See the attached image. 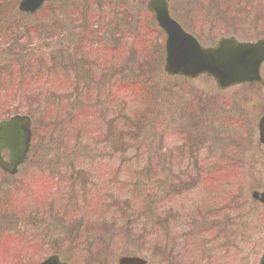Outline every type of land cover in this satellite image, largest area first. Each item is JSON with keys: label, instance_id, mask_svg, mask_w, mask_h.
Returning a JSON list of instances; mask_svg holds the SVG:
<instances>
[{"label": "rangeland", "instance_id": "374dc122", "mask_svg": "<svg viewBox=\"0 0 264 264\" xmlns=\"http://www.w3.org/2000/svg\"><path fill=\"white\" fill-rule=\"evenodd\" d=\"M125 1L131 21L140 25L141 19L148 17L145 12L148 0ZM170 2L177 22L198 35L206 45L224 33H231L240 40L253 38L262 31L264 24V0ZM57 3L56 8L60 11L55 12L54 18H58L59 13L62 16L70 14V18L74 15L72 6L68 7L60 0ZM119 4L120 1L115 0L114 7H120ZM110 8L86 1L82 3L81 10L97 15ZM118 16H122V12ZM11 17L29 27L38 22V16L15 14ZM14 27L15 24H11L10 32ZM14 34L11 32L5 36L13 42L9 37ZM148 37L151 45L145 43L143 50L139 48L136 59L129 58L132 50L125 46L122 57L113 62V74H118L121 79L119 84L124 86L123 109L120 107L119 114L123 111L126 114L127 111L128 117L133 118L139 106L143 110L137 114L142 121V130H138L133 139L125 138L124 151H116L111 145L108 146L114 151L108 148L106 145L110 141L105 128L94 121L89 129L93 133L89 143L85 132L81 135L70 130L68 120L63 125L70 138L66 139L67 143L63 142L65 146L43 139L45 142L38 153L30 154L37 160H30V164L27 162L22 168L32 172L26 179L28 188L16 186L19 178L12 181L10 219L5 220V214L0 213V229L8 233L9 239L13 236L20 243L11 245V248L26 252V255L10 257V250L7 254L0 252V264H36L51 253H57L68 264H116V258L122 254L144 257L148 264H160L159 261L163 264L258 263L264 252V205L252 201L250 194L253 190L264 189V144L259 142L256 129L258 119L264 114V86L252 84L219 91L214 82L205 76L190 81L167 77L162 71L163 56L156 61L160 64L150 63V68L143 64L155 62L153 56L157 41ZM3 52L4 48H0V55ZM62 52L58 50V53ZM157 52L163 54V50ZM58 53L56 56H60ZM11 62L13 58L7 63ZM0 74L15 76L3 63H0ZM21 74L22 80L29 77L28 73ZM261 75L264 79V65ZM32 77L34 81L21 83L17 80L9 89L11 93L19 91L22 102L27 99L29 105L21 107L12 101L13 105L8 106L7 112L23 113L30 107L34 111L36 107L49 104L44 95L34 98V101L25 97L30 96L28 89H32L34 94L50 88L48 84L38 82L35 75L29 78ZM141 86H147L143 93ZM117 112L113 109L110 116L118 117ZM36 118L38 115L34 114L33 120ZM31 126L39 130L35 121ZM77 135L80 137H75ZM193 151L199 153V157L209 159L207 163L215 159L220 169V176L201 181L204 188L194 190L183 199L193 204L204 199L207 205H211V209L202 206L205 212H209L204 219L199 212L195 219H191L199 225L198 241L187 237L184 239L187 241L177 243L172 249L161 236L156 247L154 243L148 245L147 238L139 244L136 240L138 232H148L147 228H140V223L149 217L150 205L144 196L148 194L151 175L168 164L170 160H165L170 156ZM70 160L87 175L72 177V183L87 179L85 185L79 186L77 182L78 185L73 183L70 186V178L59 171V166ZM172 162L180 163V160ZM61 169L64 170L63 167ZM41 181H45L43 186ZM30 185L35 187L29 188ZM74 195L79 201L73 198ZM123 201L125 203L122 204ZM122 206L125 217L119 211ZM22 207L27 209L19 213ZM139 214L142 216L139 223L131 221L128 225L129 218L132 215L139 217ZM82 235L89 240L94 237L97 240L93 241V245L87 242L86 247V239ZM39 239H43L42 250L37 251L28 245ZM232 241L236 243L234 248L230 247L229 242ZM228 243L227 249H220ZM199 246L203 249L200 250ZM89 252L98 255L91 258ZM176 254L181 257H175ZM154 255L157 261H154Z\"/></svg>", "mask_w": 264, "mask_h": 264}, {"label": "trees", "instance_id": "16d2710c", "mask_svg": "<svg viewBox=\"0 0 264 264\" xmlns=\"http://www.w3.org/2000/svg\"><path fill=\"white\" fill-rule=\"evenodd\" d=\"M62 1L66 6L71 4L70 0ZM17 2L18 0H0V34L1 31L10 33L11 28L9 29V25L14 23L15 27L11 32L16 33V35L20 37L33 36V40L45 42L47 46L43 47L46 49V53L44 54L46 58L41 57L40 60L36 61V66L47 73V80L54 77L55 81V88L44 95L49 104L43 107H36L34 108V111L31 110L32 107L28 108L32 114L38 115L36 124L39 130L33 131L32 152L38 153L43 146V139H48L50 142H54L59 137V141L62 145H64L63 142L67 143L66 139H70L69 133H67L63 127V125L67 123V120L69 121L70 130L77 131V133H81V135L84 132L86 133L88 143L93 134L92 131H89L91 128L90 126L93 124V121L94 123L100 122L101 127L105 128L107 136H109L108 141H110V143L106 146L111 145L116 151H119L120 149L124 151L126 148L125 138L126 140L128 137L133 139V135H135L138 130L141 131L143 128L141 127L142 121L137 115L138 112L142 113L143 110L138 106L133 118L128 117L127 111H125L126 114L124 111L119 114V111L121 110L120 107L123 109L122 102L124 99V86H120L119 82L121 79L118 77V74H113L115 67L113 66L112 61L115 60V49L107 45V42L110 39L107 37L108 35L94 34L90 36L89 34L76 33L71 29L67 31L69 17L65 15L61 16V22L57 21V19L54 18L56 9L53 6V1L48 3L45 8L33 16H38V22L29 27L22 22H17L15 17H11L12 15L19 14L16 10ZM24 16L25 15H23V17ZM136 31L141 43L140 50H143L147 36L151 35L155 39L161 38V34L156 27L151 24L146 25L144 20L143 25ZM18 36L14 38V42L19 39ZM157 48L161 50V44L159 42L158 44H155V54L153 56L155 62L147 61L146 63H143L146 64L147 67H149L148 64L150 63L160 64L156 62L161 58V54H158L157 50L159 49ZM16 49L17 48L14 45H10L7 48L8 54L6 55H8L9 59L13 58L12 54ZM58 50L63 52L58 53ZM57 53L60 54V56L58 55V60H56L58 57L56 56ZM104 59H106L107 62L104 63ZM141 61H143V59ZM127 62L128 59L125 61V64H127ZM140 67L143 69L142 65ZM10 72L14 73L15 76H9L7 74L4 76L0 74V83L3 85L2 87L0 85V88L4 90L9 86L12 87L17 80H22L20 78L22 75L21 73H27L23 68H17L14 66ZM56 77L59 82H57ZM33 78L34 77H27L22 82L26 83L27 80L34 81ZM140 89L143 93L145 92V89H147V86H141ZM31 90L32 89H28L27 93H30ZM21 95L22 94H20L19 91L16 93L0 91V105H2V107H0V117L8 115L6 107L11 104L7 106H5V104L9 99L15 101V103L21 107L29 105L27 101L22 102ZM31 96L39 98L38 95L35 96L32 94ZM113 109L118 111V117L116 118L110 116ZM42 132L45 134L42 135ZM75 137L79 138L80 136L77 135ZM72 138L75 141L77 140L74 136H72ZM93 143L97 144L94 140ZM49 144L51 145V143ZM127 145H129V143H127ZM108 148L110 147L108 146ZM180 155L170 156V158H167V161L170 160V162L164 165L167 166V170L173 175V180L169 183V189L165 192L166 195L163 198L164 203L158 207V209L162 211L158 213L155 225L165 224L166 219H169L171 215L172 200L183 194L185 189L191 187L194 181H197L201 177L200 175H197V173L194 176L196 171L195 166L188 171L184 168V160L178 158ZM175 159L180 160V163L172 162ZM30 160L37 159L31 158ZM37 165L39 164H36V166ZM66 167L69 171H73V174L70 173V178L75 174L87 176L82 172L83 170L81 168L77 170L78 167L73 164H68ZM31 174L32 172L29 171L26 175L29 176ZM203 177L206 178L205 176ZM86 180L87 179H84V181ZM77 181L78 180L73 181L74 185H78ZM40 183L41 185L44 184L43 181ZM73 183L70 179V186ZM158 185L165 186L166 182L159 183ZM144 197L149 205H151L152 202L156 203L152 198L148 200V198L151 197L149 194ZM73 198L77 200L75 195ZM123 203L125 202L123 201L122 204ZM166 207H168V209ZM123 209L124 206H122L119 211L121 212V215L125 217L126 214ZM150 217L151 215L149 214V217L140 223L142 229H145L146 224L150 221ZM141 219V214H139V217H134L132 215L129 218L128 225L131 224V221H135V223L138 224ZM145 234L147 235L139 233L136 240L140 243V241L147 238L149 243L151 238V235H149L150 232H145ZM85 239V243L90 242L92 245L93 241L97 240L95 237L92 240H89L88 237ZM86 247H88V245ZM89 253L91 258H93L94 255H98L97 253Z\"/></svg>", "mask_w": 264, "mask_h": 264}, {"label": "water", "instance_id": "95a60500", "mask_svg": "<svg viewBox=\"0 0 264 264\" xmlns=\"http://www.w3.org/2000/svg\"><path fill=\"white\" fill-rule=\"evenodd\" d=\"M44 0H20L18 10L33 13L42 7ZM147 8L153 13L159 28L165 34L164 65L167 75L196 78L211 77L218 89L248 82L264 84L260 67L264 61V38L255 42H242L234 37H223L214 46H203L190 33L170 17L166 0H149ZM260 143L264 144V114L256 124ZM30 118L15 115L0 122V150L8 149V161L0 158V168L14 174L26 158L30 148ZM251 197L264 203V191H253ZM39 264H66L52 254ZM117 264H146L136 256H119ZM259 264H264L262 254Z\"/></svg>", "mask_w": 264, "mask_h": 264}, {"label": "flooded vegetation", "instance_id": "af4514ba", "mask_svg": "<svg viewBox=\"0 0 264 264\" xmlns=\"http://www.w3.org/2000/svg\"><path fill=\"white\" fill-rule=\"evenodd\" d=\"M264 19V17H263ZM197 24V20L194 22V25ZM263 24V23H262ZM186 30V29H185ZM189 30V29H188ZM190 31V30H189ZM191 32V31H190ZM192 35H194V37L201 43V39L200 37L197 35H195L194 33L191 32ZM256 35V34H255ZM260 37H264V24H263V27H262V31H261V34L259 36H254L253 38H260ZM218 40V39H217ZM217 40L213 41V42H210L208 43L206 46H209V45H212L214 44ZM204 44V43H203ZM5 158V157H4ZM1 175V174H0ZM5 178H8V176H4ZM1 198H0V213H4V217L3 218H6V215L9 214V208H7L6 206V202L2 200L3 198V194H1Z\"/></svg>", "mask_w": 264, "mask_h": 264}]
</instances>
